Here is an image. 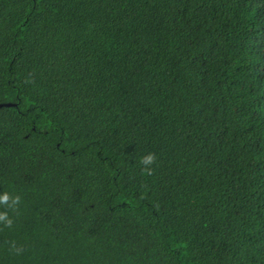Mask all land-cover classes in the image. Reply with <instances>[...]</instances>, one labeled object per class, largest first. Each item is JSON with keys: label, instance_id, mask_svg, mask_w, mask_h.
Returning <instances> with one entry per match:
<instances>
[{"label": "trees", "instance_id": "obj_1", "mask_svg": "<svg viewBox=\"0 0 264 264\" xmlns=\"http://www.w3.org/2000/svg\"><path fill=\"white\" fill-rule=\"evenodd\" d=\"M5 192L0 264H264V0H0Z\"/></svg>", "mask_w": 264, "mask_h": 264}, {"label": "clouds", "instance_id": "obj_2", "mask_svg": "<svg viewBox=\"0 0 264 264\" xmlns=\"http://www.w3.org/2000/svg\"><path fill=\"white\" fill-rule=\"evenodd\" d=\"M154 160V155L152 153H147L146 155L141 157V164L143 165H151ZM16 199H19L18 197ZM9 200V195L7 192L0 194V203H7ZM6 214H0V220L5 219ZM7 223H11V221H6Z\"/></svg>", "mask_w": 264, "mask_h": 264}]
</instances>
